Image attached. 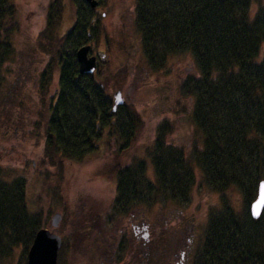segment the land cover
I'll return each instance as SVG.
<instances>
[{
	"label": "trees",
	"instance_id": "1",
	"mask_svg": "<svg viewBox=\"0 0 264 264\" xmlns=\"http://www.w3.org/2000/svg\"><path fill=\"white\" fill-rule=\"evenodd\" d=\"M251 1H135L137 51L147 67L161 68L175 52L193 56L196 67L183 85L192 97L191 116L201 146L194 151L193 162L165 142L166 126L158 124L143 158L152 164L153 180L145 175L140 160L135 165L118 163L113 206L126 212L147 203L161 208L159 202L166 198L187 200L197 164L208 183L223 195L224 205L209 218L193 264H264V207L256 218L249 212L258 181L264 179V61L260 56L264 14H251ZM73 4L72 27L58 42H44L52 49L51 62L39 79L45 85L56 71L57 90L47 107L41 158L55 166L95 155L101 146L109 145L106 138L110 137L118 153L126 150L141 122L131 104L112 109V99L96 70L79 73L75 50L92 38L97 24L94 8L83 0ZM4 5L5 0H0V20L6 13ZM51 5L47 31L55 28L60 17V9ZM7 38L8 34L3 40L0 36V62L10 58ZM26 187L27 176L0 162V257L15 246L27 249L35 231L45 226L43 211L27 197ZM232 187L241 191L247 204L243 212L232 208L224 195Z\"/></svg>",
	"mask_w": 264,
	"mask_h": 264
},
{
	"label": "rangeland",
	"instance_id": "2",
	"mask_svg": "<svg viewBox=\"0 0 264 264\" xmlns=\"http://www.w3.org/2000/svg\"><path fill=\"white\" fill-rule=\"evenodd\" d=\"M135 1L100 0L93 14L97 31L89 40L91 52L98 55L97 79L108 96L112 99L115 90L120 89L122 103L131 104L141 116L131 145L118 153L113 138H106L109 145L101 146L95 155L55 166L56 163L45 164L41 158L47 107L57 90L56 71L45 85L39 79L51 62L52 49L44 42H58L72 27L73 0H5L0 36L3 40L8 34L11 54L0 62V162L27 176V197L43 211L44 225L60 234L55 264H112L115 254L105 251L107 243L115 239L112 235L121 229L131 234L132 223L141 222L142 217L151 223L161 214L166 217L168 244L175 233L186 250L185 264H193L209 218L224 205L223 195L194 163L196 176L189 188V199L166 198L159 202L161 208L158 203L151 207L142 204L119 214L113 209L118 163L135 165L140 160L145 175L153 180L152 164L149 158H143L155 140L158 124L166 126L165 142L181 149L184 157L193 162L194 151L201 146L191 116L192 97L183 85L196 67L193 56L175 52L168 55L161 68L147 67L137 51ZM50 3L60 9V17L55 28L47 31ZM257 11L264 14V0L251 1L250 13ZM43 30L44 38L40 39ZM261 55L264 61V47ZM122 105L117 108L122 109ZM224 195L232 208L243 212L247 207L238 188L232 187ZM56 210L61 218L52 228L49 217ZM26 251L15 246L0 257V264H25ZM116 264H122V260Z\"/></svg>",
	"mask_w": 264,
	"mask_h": 264
},
{
	"label": "flooded vegetation",
	"instance_id": "3",
	"mask_svg": "<svg viewBox=\"0 0 264 264\" xmlns=\"http://www.w3.org/2000/svg\"><path fill=\"white\" fill-rule=\"evenodd\" d=\"M95 57L97 61L98 55L95 54ZM153 204L147 203L150 205L148 207ZM165 221L166 217L162 214L159 218L155 216L151 223L142 217L141 222L132 223L131 234H127L124 229L119 230L118 234H113L115 239L110 240L111 244L107 243L109 247L105 250L111 255L115 254L112 264H116L118 260H122V264H185V250L182 249L184 245L181 240H177V243L174 241L171 248L169 247L167 231L165 232L164 228ZM114 227L117 229V223Z\"/></svg>",
	"mask_w": 264,
	"mask_h": 264
},
{
	"label": "water",
	"instance_id": "4",
	"mask_svg": "<svg viewBox=\"0 0 264 264\" xmlns=\"http://www.w3.org/2000/svg\"><path fill=\"white\" fill-rule=\"evenodd\" d=\"M91 7L97 4V0H84ZM90 49L89 44H82L77 47L75 57L78 63L79 73H90L96 67L95 55L88 54ZM120 89L115 90L112 109H115L117 104L122 103ZM264 207V179H260L257 184L256 195L250 202L249 212L253 218H256L261 213ZM61 213L54 211L49 217V224L55 228L60 221ZM61 243V236L55 230L46 226L39 227L32 238L30 245L26 251L25 264H55L57 259V251Z\"/></svg>",
	"mask_w": 264,
	"mask_h": 264
}]
</instances>
